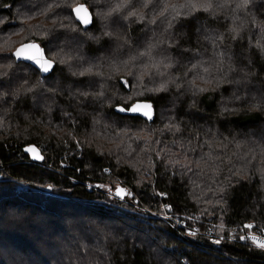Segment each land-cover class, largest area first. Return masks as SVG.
Segmentation results:
<instances>
[{
    "label": "trees",
    "instance_id": "1",
    "mask_svg": "<svg viewBox=\"0 0 264 264\" xmlns=\"http://www.w3.org/2000/svg\"><path fill=\"white\" fill-rule=\"evenodd\" d=\"M124 1L144 9L143 0H0V264H264V248L215 247L150 214L168 203L202 232L264 229V0L207 10L154 0L155 32L143 20H103ZM78 4L89 28L74 19ZM26 42L53 61L50 75L15 62ZM136 101L152 102V122L113 110ZM30 144L42 163L22 152ZM117 183L141 205L99 188Z\"/></svg>",
    "mask_w": 264,
    "mask_h": 264
},
{
    "label": "water",
    "instance_id": "2",
    "mask_svg": "<svg viewBox=\"0 0 264 264\" xmlns=\"http://www.w3.org/2000/svg\"><path fill=\"white\" fill-rule=\"evenodd\" d=\"M77 8L82 9L79 14H77V12L75 11V9ZM72 14L74 16L75 21L84 28H89L93 23L92 14L85 4H78L75 7H73ZM81 16L85 17L90 22L84 23L79 18ZM28 45H33V47H28ZM22 48H23V52L21 53V56L18 58L16 53L18 50ZM11 55L16 63H24V64L32 66L43 77L50 75V73L52 72L54 68L53 61H51L50 59L46 57L44 49L37 42L22 43L14 49ZM28 56H32L34 57V59L29 60V59L24 58ZM37 61H39V63H37ZM41 65L48 67V71H43ZM118 82L126 91L130 90L129 83L127 82L126 79L120 78ZM136 105L141 106L139 110L135 112L131 111L130 109H132ZM143 105H149L150 107L145 108L143 107ZM121 109H124V110L122 111ZM113 110L117 115L128 116V117H138L147 122H152L155 118V108L152 102L150 101H136L132 103L128 108L118 105V106H115ZM145 113H148V114L145 115ZM30 148L34 149V151H28V149ZM22 152L33 163H42L44 161L43 155L41 154L40 150L35 145L30 144V145L24 146L22 148ZM37 157H40V158H37ZM118 189H122V188H117L115 191H113V196L119 200H123L126 196V192L124 189H122L123 191L118 195L117 194Z\"/></svg>",
    "mask_w": 264,
    "mask_h": 264
},
{
    "label": "built area",
    "instance_id": "3",
    "mask_svg": "<svg viewBox=\"0 0 264 264\" xmlns=\"http://www.w3.org/2000/svg\"><path fill=\"white\" fill-rule=\"evenodd\" d=\"M31 162V161H30ZM40 164V163H39ZM122 188L126 192L125 199L129 200L132 204H140L138 197L134 193L132 189L126 186H121L118 183L114 187ZM138 205V206H139ZM143 208L142 206H139ZM151 215L155 216L156 218L162 220L163 222L167 223L170 228L177 234L195 237V236H203L208 239V241L215 247L220 246L224 242H231V243H248L253 245L256 248H261L257 246V243L264 242V229H260L254 223H249L247 225H252L251 228H246L245 226L239 228H233L232 230L228 231L227 233L216 234L212 232H202L196 229H191L186 224L178 218H175L171 214V207L168 203H163L161 205V210L158 212H150ZM245 237V239H241V237ZM250 237H256L257 243H254ZM219 241V242H217Z\"/></svg>",
    "mask_w": 264,
    "mask_h": 264
},
{
    "label": "rangeland",
    "instance_id": "4",
    "mask_svg": "<svg viewBox=\"0 0 264 264\" xmlns=\"http://www.w3.org/2000/svg\"><path fill=\"white\" fill-rule=\"evenodd\" d=\"M191 1H194L193 6L195 8L203 7L204 9H211V7L214 6L216 0H191ZM104 3L105 2H102V5H104ZM122 3L123 2H120L119 9H116V8L112 7V5L110 7H106L105 10H104V12H105L104 15L102 14L103 20H114V19L123 20L124 16L126 17V19H125L126 21L129 19V23L131 22L132 19L135 20V22H137L138 20H143L142 26H145L144 31L145 32H155V31L150 30L148 27H146L147 22L154 18V11H153V9H154V0H143L144 9L141 12H137V13L132 9L135 6V3H131V7L128 8L126 2L124 1L123 9H120L122 7ZM145 5H147V6H145ZM161 6L162 5L159 4V5L156 6V8H161ZM174 6H178V8H179L177 13L174 12V15L175 14H179V13L182 14L181 7L178 4H176ZM112 31H113V33L115 35L116 34L115 29L112 28ZM157 36H158V34H157ZM15 39L18 41L17 43H19V42L25 40L26 36H24V35L23 36H16ZM210 42H211V39L209 38V40H207V45L208 46H209ZM117 49L120 50V46H119L118 42L115 40L111 44L110 51H107V55L113 56L112 53H110V52L111 51L114 52ZM152 50H156V47L155 46H151L149 48V51H152ZM12 52L10 54H12ZM120 57L121 56H117V60L119 61V65H120ZM81 75H84L83 71L81 72ZM85 75L88 76L87 74H85ZM116 98H127L128 100H131L129 97L123 95L122 93H118ZM127 99L125 101H127ZM162 112H164V111H162ZM9 187H10V189H7L8 187H5L2 190L6 191L8 193H12V191L14 189V186L12 185V186H9ZM94 187H99V186L95 185ZM99 188H101L104 191L106 190V192L108 191V193H110V194H113L112 191H111V188L109 187L108 184L100 185ZM22 189H24V188L21 187V186L17 187V190H22Z\"/></svg>",
    "mask_w": 264,
    "mask_h": 264
},
{
    "label": "snow or ice",
    "instance_id": "5",
    "mask_svg": "<svg viewBox=\"0 0 264 264\" xmlns=\"http://www.w3.org/2000/svg\"><path fill=\"white\" fill-rule=\"evenodd\" d=\"M249 2V0H243V4L244 5H246L247 3ZM145 6H147V5H145ZM239 6V5H238ZM81 8H77V9H75V11L77 12V14H79L80 12H81ZM207 10V9H206ZM84 23H89L90 21L88 20V19H86L85 17H83V16H81V17H79ZM28 47H33V45H28ZM23 52V48L22 49H20V50H18L17 51V53H16V55H17V57L19 58L20 56H21V53ZM25 59H29V60H32V59H34V57H32V56H28V57H24ZM37 63H39V61H37ZM41 67H42V69H43V71H48V67H45L44 65H41ZM141 106L140 105H136V106H134L132 109H130L131 111H133V112H135V111H138L139 110V108H140ZM143 107H145V108H149L150 106L149 105H143ZM122 111L124 110V109H121ZM148 113H145V115H147ZM28 151H34V149H28ZM37 158H40V157H37ZM123 190L122 189H118L117 190V194L119 195L121 192H122ZM245 227L246 228H251L252 227V225H245ZM252 240H253V242L254 243H257V238L256 237H250ZM241 239H245V237H241ZM217 242H219V241H217ZM257 246L258 247H261V248H264V242H259V243H257Z\"/></svg>",
    "mask_w": 264,
    "mask_h": 264
},
{
    "label": "clouds",
    "instance_id": "6",
    "mask_svg": "<svg viewBox=\"0 0 264 264\" xmlns=\"http://www.w3.org/2000/svg\"><path fill=\"white\" fill-rule=\"evenodd\" d=\"M117 189V188H116ZM116 189H114V191L116 190ZM113 193V192H112ZM111 195H113V194H111ZM126 197V196H125ZM125 199V198H124Z\"/></svg>",
    "mask_w": 264,
    "mask_h": 264
}]
</instances>
